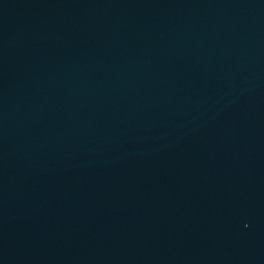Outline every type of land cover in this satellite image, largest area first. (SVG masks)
I'll return each instance as SVG.
<instances>
[{
    "label": "water",
    "instance_id": "95a60500",
    "mask_svg": "<svg viewBox=\"0 0 264 264\" xmlns=\"http://www.w3.org/2000/svg\"><path fill=\"white\" fill-rule=\"evenodd\" d=\"M0 264H264V0H0Z\"/></svg>",
    "mask_w": 264,
    "mask_h": 264
}]
</instances>
